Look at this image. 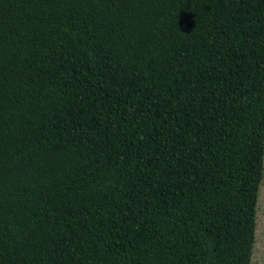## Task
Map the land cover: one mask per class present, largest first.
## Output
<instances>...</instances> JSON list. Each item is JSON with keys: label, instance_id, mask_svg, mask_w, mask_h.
Here are the masks:
<instances>
[{"label": "trees", "instance_id": "obj_1", "mask_svg": "<svg viewBox=\"0 0 264 264\" xmlns=\"http://www.w3.org/2000/svg\"><path fill=\"white\" fill-rule=\"evenodd\" d=\"M264 0H0V264H251Z\"/></svg>", "mask_w": 264, "mask_h": 264}, {"label": "rangeland", "instance_id": "obj_2", "mask_svg": "<svg viewBox=\"0 0 264 264\" xmlns=\"http://www.w3.org/2000/svg\"><path fill=\"white\" fill-rule=\"evenodd\" d=\"M251 264H264V158L263 174L258 189L255 209L254 244L252 248Z\"/></svg>", "mask_w": 264, "mask_h": 264}]
</instances>
